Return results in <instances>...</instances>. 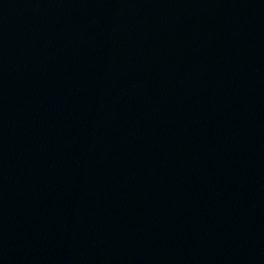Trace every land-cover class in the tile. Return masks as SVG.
<instances>
[{
    "label": "water",
    "instance_id": "water-1",
    "mask_svg": "<svg viewBox=\"0 0 264 264\" xmlns=\"http://www.w3.org/2000/svg\"><path fill=\"white\" fill-rule=\"evenodd\" d=\"M0 264H264V0H0Z\"/></svg>",
    "mask_w": 264,
    "mask_h": 264
}]
</instances>
